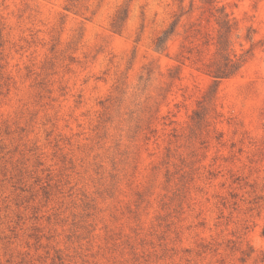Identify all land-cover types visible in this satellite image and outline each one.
<instances>
[{"label": "rangeland", "instance_id": "rangeland-1", "mask_svg": "<svg viewBox=\"0 0 264 264\" xmlns=\"http://www.w3.org/2000/svg\"><path fill=\"white\" fill-rule=\"evenodd\" d=\"M0 264H264V0H0Z\"/></svg>", "mask_w": 264, "mask_h": 264}, {"label": "trees", "instance_id": "trees-1", "mask_svg": "<svg viewBox=\"0 0 264 264\" xmlns=\"http://www.w3.org/2000/svg\"><path fill=\"white\" fill-rule=\"evenodd\" d=\"M220 10L222 11L224 9L221 8ZM218 21H219L222 29H225L224 33L222 34V37H224L226 32H228L230 30L231 25L229 23V20L226 17H221V18L218 19ZM171 31L172 30L167 29V30H165L163 35L158 37V41H157V47L158 48H161L164 45V43L166 41V38L169 36ZM221 43H223V40H222ZM240 67H241V64L239 62H232V64L227 66L224 70L215 71L214 72V76L216 78H222V77L231 75V74L235 73Z\"/></svg>", "mask_w": 264, "mask_h": 264}]
</instances>
